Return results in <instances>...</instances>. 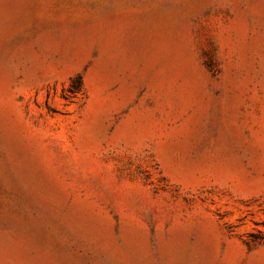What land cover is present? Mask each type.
Masks as SVG:
<instances>
[{
    "label": "rangeland",
    "instance_id": "obj_1",
    "mask_svg": "<svg viewBox=\"0 0 264 264\" xmlns=\"http://www.w3.org/2000/svg\"><path fill=\"white\" fill-rule=\"evenodd\" d=\"M0 264H264V0H0Z\"/></svg>",
    "mask_w": 264,
    "mask_h": 264
},
{
    "label": "bare ground",
    "instance_id": "obj_2",
    "mask_svg": "<svg viewBox=\"0 0 264 264\" xmlns=\"http://www.w3.org/2000/svg\"><path fill=\"white\" fill-rule=\"evenodd\" d=\"M170 23H171V21H169V20H158V25L156 26L157 27V31H156V33H157V35H165L166 33H167V31H168V28H169V26H170Z\"/></svg>",
    "mask_w": 264,
    "mask_h": 264
},
{
    "label": "trees",
    "instance_id": "obj_3",
    "mask_svg": "<svg viewBox=\"0 0 264 264\" xmlns=\"http://www.w3.org/2000/svg\"><path fill=\"white\" fill-rule=\"evenodd\" d=\"M81 87V79L80 77H78L73 84L71 85V87L69 88V90L73 93L77 92L80 90Z\"/></svg>",
    "mask_w": 264,
    "mask_h": 264
}]
</instances>
